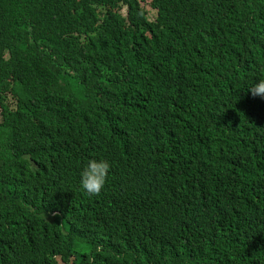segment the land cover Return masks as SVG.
Masks as SVG:
<instances>
[{"label":"trees","instance_id":"16d2710c","mask_svg":"<svg viewBox=\"0 0 264 264\" xmlns=\"http://www.w3.org/2000/svg\"><path fill=\"white\" fill-rule=\"evenodd\" d=\"M244 40L264 59V0H0L5 262L264 264ZM91 159L109 165L97 194L79 182Z\"/></svg>","mask_w":264,"mask_h":264},{"label":"clouds","instance_id":"9594fccd","mask_svg":"<svg viewBox=\"0 0 264 264\" xmlns=\"http://www.w3.org/2000/svg\"><path fill=\"white\" fill-rule=\"evenodd\" d=\"M155 19L154 20L150 19V20L155 21ZM238 45L250 56L252 64L255 67L259 68L261 71L255 81L259 79L260 80L256 82L255 84H253L248 90L253 96L264 97V79H262L264 78V59L258 57L257 55H253L251 53V41L250 40H244L240 42ZM108 170H109V165L106 161L97 160V159L88 160L80 172L79 182H80L81 188L84 191L91 193V194L99 193L101 189L104 187ZM70 197H71L70 204L74 206H78L79 197L76 194V192L71 191ZM57 216L60 219V222L62 225L70 224L72 222V216L68 213L62 214V213L56 212L53 214V217H57ZM262 219L263 220L261 222L260 228H261L262 240H263V245H264V214L262 216ZM238 249L241 253L244 252V256H247L254 251L252 245L245 243V242L242 245H240ZM207 259H205L204 262ZM0 264H10V262L9 263L5 262L4 251L0 252Z\"/></svg>","mask_w":264,"mask_h":264},{"label":"rangeland","instance_id":"374dc122","mask_svg":"<svg viewBox=\"0 0 264 264\" xmlns=\"http://www.w3.org/2000/svg\"><path fill=\"white\" fill-rule=\"evenodd\" d=\"M143 5L145 6L146 8V11H147V15H148V18L151 19V20H154L155 17H156V11L154 9H152L151 5H150V2L147 1V3H143ZM122 13L123 15H127V9H123L122 10ZM91 251V249L88 247L86 250H84L83 252L84 253H89Z\"/></svg>","mask_w":264,"mask_h":264}]
</instances>
